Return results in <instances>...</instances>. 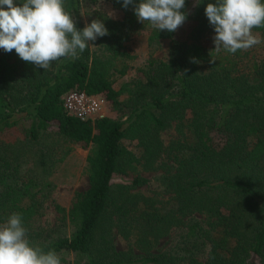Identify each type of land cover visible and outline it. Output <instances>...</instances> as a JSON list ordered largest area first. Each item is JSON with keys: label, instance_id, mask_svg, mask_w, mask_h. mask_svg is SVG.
Returning a JSON list of instances; mask_svg holds the SVG:
<instances>
[{"label": "trees", "instance_id": "trees-1", "mask_svg": "<svg viewBox=\"0 0 264 264\" xmlns=\"http://www.w3.org/2000/svg\"><path fill=\"white\" fill-rule=\"evenodd\" d=\"M197 2L186 0L189 30L177 38L139 22L123 0H65L77 28L97 19L108 29L94 49L89 42L78 59L61 58L48 70L0 49V224L21 214L33 245L60 261L73 253L78 264H264V43L235 54L211 51L215 31L204 9L215 0ZM103 3L122 17L109 16ZM143 30L153 49L168 40L166 53L115 88L128 68L127 43ZM253 34L264 40V28ZM70 90L104 95L118 117L69 115L63 96ZM16 128L29 141L55 131L89 147L88 187L63 213L72 226L67 236L36 222L31 190L39 183L21 178L14 142L2 138ZM168 129L173 136L165 140ZM134 139L138 157L124 145ZM138 165L161 172L166 196L133 190L147 181ZM115 174L131 179L115 185ZM116 235L127 248H116ZM168 235L174 242L157 250Z\"/></svg>", "mask_w": 264, "mask_h": 264}, {"label": "clouds", "instance_id": "clouds-1", "mask_svg": "<svg viewBox=\"0 0 264 264\" xmlns=\"http://www.w3.org/2000/svg\"><path fill=\"white\" fill-rule=\"evenodd\" d=\"M129 5L139 22H148L158 32H175L187 18L186 0H123L124 8ZM204 11L215 31L211 51L235 54L264 43L253 34V29L264 28V0H215ZM108 34L97 19L77 28L65 0H0V49L15 50L21 60L43 70L61 58L78 59L90 41ZM210 56L212 63L215 58ZM27 231L19 213L0 224V264H61L54 250L33 245Z\"/></svg>", "mask_w": 264, "mask_h": 264}, {"label": "rangeland", "instance_id": "rangeland-1", "mask_svg": "<svg viewBox=\"0 0 264 264\" xmlns=\"http://www.w3.org/2000/svg\"><path fill=\"white\" fill-rule=\"evenodd\" d=\"M101 7L114 19L122 17V11L113 7L111 3H103ZM84 10L82 7L79 11L83 19ZM188 30L189 25L183 23L176 30L175 37L180 38L184 36ZM147 37L148 31L143 30L133 35L132 39L127 43V50L130 55L126 63L128 68L126 69V73L117 79L114 85L115 88L133 78L136 75V70L149 58L165 55L169 41L164 40L161 47L153 49L148 46ZM90 44L91 48L94 49L95 44L92 41H90ZM104 116L117 118L118 113L112 110L109 103H107ZM171 136H173L172 129L162 132V137L165 140H168ZM2 138L8 139L9 142H14L13 148L15 153L13 162L14 165H18L21 178L24 180L33 179V182L39 183V185L31 190L34 199L38 202V205H35L33 209L36 211L34 215H38L36 217L37 224L45 228L52 236L69 235L72 231V226L68 219L63 217V213H66L75 202L76 194L88 187L86 173L88 145L82 141L71 142L63 140L55 131L45 132L37 140L29 141L24 137V132L16 128L5 133ZM124 145L137 157L142 153L137 139L124 140ZM135 171L147 181L138 188L133 189L134 191L146 195H154V193L167 195L162 192V187L158 180L161 173L159 170H142L141 166L138 165ZM128 176L115 174L112 182L115 185L129 182L131 177ZM29 200L30 197L23 199V201ZM59 207L63 208L64 212L60 211ZM37 224H34V226ZM172 242H174L173 236L168 235L159 241L156 248L157 250H163ZM114 243L119 250H124L128 246L127 240L118 235L115 236ZM61 258V264H78V260L81 259L73 253H63L61 254Z\"/></svg>", "mask_w": 264, "mask_h": 264}, {"label": "built area", "instance_id": "built-area-1", "mask_svg": "<svg viewBox=\"0 0 264 264\" xmlns=\"http://www.w3.org/2000/svg\"><path fill=\"white\" fill-rule=\"evenodd\" d=\"M107 103L102 94H87L79 90H70L63 96V106L67 113L81 120L104 116Z\"/></svg>", "mask_w": 264, "mask_h": 264}]
</instances>
